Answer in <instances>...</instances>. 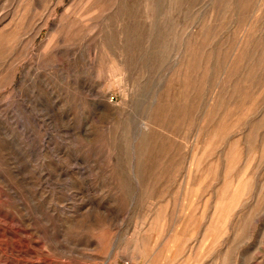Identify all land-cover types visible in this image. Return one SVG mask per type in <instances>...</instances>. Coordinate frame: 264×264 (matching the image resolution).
<instances>
[{"label":"rangeland","instance_id":"374dc122","mask_svg":"<svg viewBox=\"0 0 264 264\" xmlns=\"http://www.w3.org/2000/svg\"><path fill=\"white\" fill-rule=\"evenodd\" d=\"M264 264V0H0V264Z\"/></svg>","mask_w":264,"mask_h":264},{"label":"built area","instance_id":"2783aa9c","mask_svg":"<svg viewBox=\"0 0 264 264\" xmlns=\"http://www.w3.org/2000/svg\"><path fill=\"white\" fill-rule=\"evenodd\" d=\"M115 264H130V262L129 261H126V260H123L120 263H115Z\"/></svg>","mask_w":264,"mask_h":264}]
</instances>
